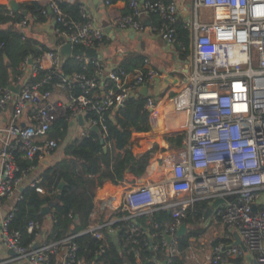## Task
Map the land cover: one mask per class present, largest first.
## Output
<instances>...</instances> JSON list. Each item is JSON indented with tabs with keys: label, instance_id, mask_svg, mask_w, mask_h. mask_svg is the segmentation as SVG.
<instances>
[{
	"label": "built area",
	"instance_id": "1",
	"mask_svg": "<svg viewBox=\"0 0 264 264\" xmlns=\"http://www.w3.org/2000/svg\"><path fill=\"white\" fill-rule=\"evenodd\" d=\"M46 1V7L41 9L45 17L42 24L62 38L61 45L82 44L97 51L104 47V31L90 19L87 3L79 5L80 20L63 13L58 0ZM188 3L128 0V11L111 18L121 28L139 30L141 14H155L158 22L153 30L160 38L188 50L185 66L157 69L145 58L142 66L126 70L117 63L105 66L97 58L91 60V72L66 73L62 70L65 57L60 46L40 48L37 56H26L20 62L17 92L10 86L0 87V114L12 104L10 117L0 125V200L12 192L19 179L14 177L17 157L40 160L55 150L57 141L48 133L57 117L67 115L80 129V135L88 134L92 127L105 131L107 113L134 95L139 85L166 79L172 72L179 76L181 85L169 100L174 108L187 111V121L181 149L169 153L165 160L171 167V179L130 188L121 203L127 214L88 230L102 239L100 227L105 225L113 232L123 227L125 244L131 245L141 232L134 221L136 215L159 207L171 208V221L162 231L153 232L161 237L168 254L158 264H166L177 253L176 231L187 206L197 199H206L210 205L220 198L211 219L222 226L223 233L207 257L209 264H231L242 258L248 264H264V0ZM12 12L10 9L8 14L12 16ZM29 22L26 15L19 20L17 25L23 33L28 31ZM179 24L188 37L187 46L178 38ZM70 56L90 61L81 53L71 51ZM144 107L148 110V130L160 131L161 115L152 97L146 98ZM79 116L83 118V128ZM39 181L37 175L30 185L44 192ZM11 216L9 212L0 221L1 241L15 252L11 259L51 264L62 242L67 247L62 264H85L74 258L72 236L36 248L34 242L23 245L20 232L10 228ZM122 220V224L118 223ZM37 227L36 221H28V231ZM235 231L241 242H234ZM167 235H171L170 241ZM103 249L104 242L99 244V251ZM130 249L138 261V249Z\"/></svg>",
	"mask_w": 264,
	"mask_h": 264
},
{
	"label": "trees",
	"instance_id": "2",
	"mask_svg": "<svg viewBox=\"0 0 264 264\" xmlns=\"http://www.w3.org/2000/svg\"><path fill=\"white\" fill-rule=\"evenodd\" d=\"M17 3L19 8L12 12V16L8 14L9 3H0V87L8 86L15 81L20 62L26 56H37L40 52L39 45L49 48L35 36L24 34L17 26L23 15L29 16L30 24L42 22L45 17L41 14V9L46 7L48 1L23 0ZM58 4L66 15L82 19L79 12L80 0L72 2L58 0ZM177 33L178 38L187 46L188 37L180 25H177ZM61 40L60 36L55 35V43ZM77 53L89 56L90 61L85 63L74 56H67L62 63V70L66 73L73 70L91 72V60L98 55V51L81 44L73 46V54ZM180 54L182 57L185 56L187 50ZM142 59L141 54L131 51L119 60V65L131 70L140 67ZM144 103L145 97L138 94L128 97L111 113H107L104 120L106 125L104 137L93 130L89 131L88 135L67 140L62 147L61 157L44 167L38 175L40 176L38 184L44 192H38L35 185H26L20 191L12 209L9 225L11 229L20 232L23 245H29L37 239L44 244L72 236L70 243L75 244L74 258L83 260L85 264H124L125 259L128 264H158L167 258L168 254L161 243V237L154 235L153 232L162 231L171 221V208L159 207L151 214L136 215L134 219L140 225L141 232L134 236L136 242L131 245L125 244L123 227L115 232L118 246L113 242L111 232L105 225L98 229L102 233V239H97L93 232L88 230L92 225L125 214L118 206L107 218L94 215L93 194L89 185L93 183L91 176L94 174L107 175L114 183L123 179V172L131 164L132 159L131 133L146 130L147 109ZM68 128L66 115L59 116L53 122L49 135L60 143L65 139ZM181 139L182 136L179 135L180 142ZM168 140L172 139L169 137ZM105 143L109 144L106 149L103 148ZM36 163H38L36 159L17 157L18 170L14 171V177H18L23 169ZM58 192L60 198L49 207V212L41 213V208L55 200ZM207 206L206 199H197L187 206L185 216L181 218L186 231L175 237L177 253L173 254L166 264H186L181 252L189 245L190 236L198 237L206 232L202 227V216ZM29 220L37 221L38 227L28 231ZM147 220L151 222L147 223ZM118 223L122 224L123 220ZM41 230L44 231V235H41ZM102 242L104 249L99 251V244ZM60 245L62 247L66 243L61 242ZM129 248L138 249V261L134 259L133 250ZM53 263L54 255L51 257V264Z\"/></svg>",
	"mask_w": 264,
	"mask_h": 264
},
{
	"label": "crops",
	"instance_id": "3",
	"mask_svg": "<svg viewBox=\"0 0 264 264\" xmlns=\"http://www.w3.org/2000/svg\"><path fill=\"white\" fill-rule=\"evenodd\" d=\"M8 1L9 0H0V3H7ZM178 1H182V0H178ZM184 1L187 4H189L188 2L190 0H184ZM80 2L87 3L90 19L95 24L101 26L102 30L104 31L105 34L104 47L100 51H98V55L95 58H93V59L98 58L101 64L105 66L111 65L112 63L119 64L120 59L125 57L127 53L133 51L143 56L142 59L143 62L141 61L142 62L141 66L144 64L145 58L148 59V64L150 66L157 69H165V68L173 69L178 65L185 66V62H186L185 60H187L188 57V50H187V54L182 57L180 53L183 50L180 49L179 45H177L176 43L175 44L166 43L162 38H160L157 32L153 30V25H155L158 22L157 16L155 14L142 13L140 16V22L142 24V28L139 30L134 29L130 26L121 28L118 25L113 24L111 18H116L128 11V7H127L128 0H115L110 4H106L104 0H80ZM42 22H38V23L31 22V24L29 22V29L24 34L26 35L30 34L35 36L41 42L46 44L49 48H57L58 46H60L61 49V47L64 45V44L61 45L62 40L59 43H55L56 34L51 32L50 29L46 28L42 24ZM37 25H39V27L45 28L43 30L44 32H46L45 34H49L52 36L51 42H48L49 40L46 39L47 37L43 39V37L36 35L35 30ZM40 48H44V47L39 45L38 49ZM71 51L73 53L72 46H71ZM63 56L67 57L65 55ZM85 57L89 58V56H85ZM167 78L166 79L168 80V84H165L164 86H161V81L163 80V78L158 79L153 84H148V85L141 84L139 85L137 91H135V94L132 95L134 97L137 96L138 94H142L145 97V100L147 97L153 98L154 104L156 105L161 115L162 129L158 132H150L148 130V110H147L146 130L133 131L131 133L130 144L132 151V159H131V164L123 172V179L117 183H114L107 175L100 176L98 174H94L91 176L93 183L89 185V188L91 193L93 194L94 215H101L103 218L109 217L110 214L118 206L121 207V203L125 193L134 186H142L157 182L167 183L171 179V167L165 162V160L169 153L178 152L182 147L183 144L182 139L184 137L183 127L187 121V111L183 109L174 108L173 104L169 100V98L176 93L179 86L181 85V80L179 76L171 72L170 76ZM16 81L17 79H15V81L8 86L10 87L16 86ZM12 100H14V97ZM11 113L12 110L10 111V104H8L7 108L2 112V114H0V125L6 123ZM68 125L69 128L64 137L65 139H63L60 142L62 143V147L67 140L74 137L82 136V134L80 135V129L75 124H73L69 119H68ZM80 125L81 128L85 127V124L83 123V118ZM93 130L96 133H98L101 137H104L106 135V125H105V131L102 130L101 127L100 128L92 127L90 129V131ZM83 135H88V134H83ZM179 135L182 136L181 142L178 140ZM169 137L172 140L169 141L168 140ZM57 146H58V141H57ZM108 146L109 144L105 143L103 148L106 149ZM62 147L59 149V151L54 150L51 155H48L51 157V161L49 164H51L54 160L61 157ZM137 162L139 163L137 164ZM48 165L42 163L40 159L38 160V163H36L35 165H31L26 169V171H24L18 176L19 179L15 183L12 192L2 197L0 200V221L2 217L7 215L9 212H12L15 202L19 198L20 191L26 185H30L33 179L37 175H39L41 170ZM1 174H2V165L0 163V175ZM185 194L190 195L191 193H185ZM173 198H169V200ZM209 206L210 205H208L207 208H205V211L202 216V227L206 229V232L200 234L198 237L190 236L189 245L181 252V254L185 259L186 264H209V260L207 257L210 255L214 244L220 243L223 233V228L220 224L214 222L211 219V213L213 208L209 213V215L204 217V214ZM48 212H49V208L46 213ZM151 213L152 212L142 213V214H151ZM126 214L127 213L125 212L124 215ZM117 217H114L112 219H115ZM46 219H48V215L46 216ZM148 222H151V220H147V223ZM110 232L112 238V233L115 234L116 231L114 232L110 231ZM233 236L235 238L234 242L237 243L241 242L239 239V235L237 234L236 231L233 232ZM36 241H38L40 245L43 244L40 239H37ZM66 248H67L66 246H62L59 248L58 253L54 255L53 264H62L63 257L65 256ZM8 250L9 249L1 241V231H0V264H28L24 260L11 259L12 255L9 254ZM248 263L249 261L247 259L242 258V259L232 260L231 264H248Z\"/></svg>",
	"mask_w": 264,
	"mask_h": 264
},
{
	"label": "water",
	"instance_id": "4",
	"mask_svg": "<svg viewBox=\"0 0 264 264\" xmlns=\"http://www.w3.org/2000/svg\"><path fill=\"white\" fill-rule=\"evenodd\" d=\"M8 3L10 5V9H12L13 11H17L18 10L19 5H18L16 0H9ZM23 14H24V12H23ZM70 51H71V44L69 42L65 43L60 49L61 54L65 55V56H69L70 55ZM165 84H168V80L167 79H163L161 81V86H164ZM11 88L13 89L14 92H17V86H13ZM145 89H146V87H145ZM78 120H79L80 123L82 122L81 116L78 118ZM50 161H51V157L50 156H45V157H43L41 159V162L44 163V164H47V165L50 163ZM59 198H60V193L58 192L57 195H56V199L55 200L51 201L47 206H44V207L41 208V213H46L48 208H49V206L54 205ZM221 201H222V199H220V198L213 200L212 203L210 204V206L208 207V209L206 210V212L204 214V217L209 215V213L211 212L212 208H214ZM185 231H186V226H185V223L182 222L180 224L179 228L176 231V235H182V234L185 233ZM41 235H44V231H41ZM166 238H167V241H170L171 240V235H167ZM112 239H113V242L117 245V238H116V235L114 233H112ZM39 245H40V243L38 241H36V242L33 243V248H36ZM8 252L11 255L15 254V252L13 250H11V249H9ZM124 264H128L127 259H125V263Z\"/></svg>",
	"mask_w": 264,
	"mask_h": 264
},
{
	"label": "rangeland",
	"instance_id": "5",
	"mask_svg": "<svg viewBox=\"0 0 264 264\" xmlns=\"http://www.w3.org/2000/svg\"><path fill=\"white\" fill-rule=\"evenodd\" d=\"M17 1H23V0H17ZM43 1H45V0H43ZM45 28H43V27H39V25H37L36 26V30H35V32H36V35L37 36H41V37H43V39L45 38V37H47L46 39H48L49 41L48 42H51L52 41V39H51V35H49V34H45L46 32H44L43 30H44ZM12 110V104H10V111ZM62 147V143H58V146H57V148L55 149V151H59V149Z\"/></svg>",
	"mask_w": 264,
	"mask_h": 264
},
{
	"label": "bare ground",
	"instance_id": "6",
	"mask_svg": "<svg viewBox=\"0 0 264 264\" xmlns=\"http://www.w3.org/2000/svg\"><path fill=\"white\" fill-rule=\"evenodd\" d=\"M90 231V230H89Z\"/></svg>",
	"mask_w": 264,
	"mask_h": 264
}]
</instances>
